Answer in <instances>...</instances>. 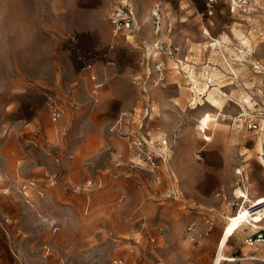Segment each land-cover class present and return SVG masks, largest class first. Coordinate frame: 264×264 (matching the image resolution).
Returning <instances> with one entry per match:
<instances>
[{
    "label": "rangeland",
    "instance_id": "1",
    "mask_svg": "<svg viewBox=\"0 0 264 264\" xmlns=\"http://www.w3.org/2000/svg\"><path fill=\"white\" fill-rule=\"evenodd\" d=\"M116 1L113 8L122 3ZM217 1L207 15L204 4L193 0L198 10L189 11L184 22L178 8L186 1L164 2L169 18H164L160 38L168 40V23L173 33L182 30L189 36L187 58L201 86L206 77L211 79V71H218L209 89L219 87L227 95L210 143L218 139L240 143V152L246 154L236 158L234 167L243 171L254 198L264 194V163L254 147L259 151L264 129L253 131L247 123L253 118L264 128V115L255 117L264 112V0H251L257 6L251 18L242 12L230 15L225 0ZM51 2L0 0V264H213L224 216L228 218L240 202L231 192L237 187L235 179L230 192L193 198V205L219 213L211 231L196 241L183 232L189 220L199 218L195 219L199 210L184 205V198L159 203L152 196L155 188L163 189L168 174L180 180L181 173L192 169L188 163L203 141L193 117L209 106L205 99L190 105L188 79L180 69L186 70L188 61L168 70V83L155 86L149 75L151 57L142 43L155 40L147 19L126 40L122 34L112 35L111 10L94 17L97 31L91 36L81 30L89 22L76 20L73 12L81 8L78 16L89 18L90 10L71 5L65 19L57 20L50 14ZM211 37H220V46H210ZM177 57L184 59L180 52ZM167 60L169 67L175 65L173 58ZM87 62L103 82L97 102L90 96L89 70L78 74ZM51 93L66 107L56 123L46 106ZM242 94L251 101L246 112L239 105ZM48 149L59 155L57 184L43 205L31 206L11 177L36 176L43 165L52 166ZM146 150L166 154L160 186L152 185L145 169L131 166L130 160L145 165L141 157ZM96 176L101 177V186L84 189L86 180ZM87 196L89 207L84 211ZM157 225L163 226L160 234ZM254 230L243 224L230 237L227 253L239 256L246 249L252 254L243 240ZM221 264L264 263L255 259Z\"/></svg>",
    "mask_w": 264,
    "mask_h": 264
},
{
    "label": "crops",
    "instance_id": "2",
    "mask_svg": "<svg viewBox=\"0 0 264 264\" xmlns=\"http://www.w3.org/2000/svg\"><path fill=\"white\" fill-rule=\"evenodd\" d=\"M113 1L114 0H69V1L68 0H52V2L50 4L51 5L50 14L53 16H56L57 20H63V19H65L67 12L69 10H71V5L72 6H75V5L84 6L85 9L90 10L89 13H90L91 17H89V18L85 17V16L79 17L78 15L82 12L81 8H78L80 10H78V9L76 11L73 10V12L75 13V16L77 18L76 20H80V21L84 20L85 22L86 21L89 22V23H87V27L83 28L81 30L85 34H87V35L90 34L91 36H93V34H95V32L97 31L95 28V23H94L95 18L94 17L99 18V16L106 15V14H108L109 11L113 10L114 9L112 6ZM153 1L154 0H139L136 4L133 0H118L115 2V3L123 2V3L130 4V6H132L136 12V20H137V23L140 24V29L137 31H133L128 38L132 37L134 35V33H137L141 30L142 23H140V22H142L141 20L147 19V14L149 12V9H150ZM172 1H176V2L178 1L177 3H179V4H180V2L186 1L185 2L186 6L180 5L178 8L181 12V15H182V19L180 20L181 22L187 21V19H188L187 17H189V15H191V13H193L194 10H196V11L198 10V7L195 5V3H193V0H161L163 22H164V18L165 19L169 18L167 13L166 14L164 13L163 3L164 2L170 3ZM196 2L198 4H202V5L204 4V12H207V15H210L212 13L211 12L210 14H208V10H210L211 6L217 5V3H218L217 0H213V2H208L207 0H196ZM225 3H226L225 6L229 9L228 0H225ZM187 5H188V7H187ZM201 8H202V6H201ZM189 11H192V12L190 13ZM229 14L232 15L233 13L230 12ZM252 15H254V13L250 14L249 18H251ZM199 16H200V14H199ZM199 19H200V17H196V22ZM163 28H164V25H163ZM165 29L169 33V38L166 41L168 42L169 40H171L174 44H177L178 46H180L181 49L179 50V52H180L182 58H185L188 61V63H187L188 68L186 70H184V67H181L180 69L185 73V78L188 79V84H189L190 94H191L190 97H192L193 94L198 93L201 96L200 97L201 101H204L205 94H203L202 91L197 92L198 90L196 89L195 84L193 83V79L190 76V73L193 72L195 66L193 67V65H192L193 63L190 60H188V58H187L188 52H190V48L188 47L189 36L186 33H184L182 30H176V32L174 30L175 33H173L172 27L169 23L165 26ZM58 31H61V29L59 28ZM150 31L152 33L151 25H150ZM146 35L148 36V34H146ZM181 51H182V53H181ZM202 67H204V66H202ZM169 69H179V68L176 67L175 65L169 67L168 66V60L166 59L165 81L161 85L168 83V78L166 77V75H167V72L169 73V71H168ZM202 69H204V68H202ZM84 71H88V70L86 68H84L83 66H81V68L78 71V74L80 75ZM199 73H203V72L201 71ZM88 74H89V72H88ZM204 82L207 86L206 89H208V87H210V85L206 81V78H205ZM210 82H211V80H210ZM102 88H103V82L101 81L99 92L94 98H91L92 101L97 102L99 100L100 94L102 92ZM200 104L201 103L199 102V105ZM24 106L27 107V110L30 109V108H28L29 105H24ZM21 110L22 109L20 107V108H18V110L16 112L19 113ZM151 111H152V107H151ZM146 112H147V108H146ZM29 122L27 124H29ZM253 131H256V130H253ZM19 134H20V130H19ZM130 134L132 135L133 133L130 132ZM127 138H129V136ZM30 141H32V140H30ZM154 141H157V140H153L150 142H149V139L145 140V142H147V143H153ZM196 143H197V141L194 139L192 142V145L194 144V146H195ZM209 143L206 144V141H204V140L202 141V144L196 150V151H199L198 157H194L188 163L189 165H191L192 169H189L186 172L184 171L185 173L184 172L181 173L183 176L180 177V180H178L177 177L174 176V174L170 173V174H168V178L165 179L167 182H166L165 186H163V189L160 190V189L155 188L153 190L152 196H154L159 203H163L164 200H167V199H173V200L180 201L181 198H184V200L186 201V202H184V205L187 203L186 204L187 206L195 207L197 210H199L196 212L197 215H196L195 219H197L199 217V215L204 211L215 210L212 207L200 208L199 205H193V204H195V200L193 198L195 196H198V195L203 196L206 192H210L211 194L215 193V195H220L221 192L222 193L223 192H230V186L232 185L233 180L236 178L235 172H234L236 169L234 167V164L236 162V158L240 155H245L246 153L244 151L240 152L241 145L237 141L231 142L230 140L224 141V140L218 139V140H214V142H212L210 144ZM161 144H162V141H161ZM204 144H206V145H204ZM162 145H164V149H166L168 147L167 144H162ZM254 145H255L254 146L255 152L258 153L256 144H254ZM252 149H254V148L252 147ZM158 155H163L165 157V159H167L164 151H162L161 153H158ZM189 158H191L190 155H188L187 159H189ZM130 163L132 166V163H135V162H133V160H130ZM166 163L167 162L165 161V164ZM42 170H43V168H42ZM18 176H19V174H16V177H14V178H19V179L23 178L22 176L21 177H18ZM32 178L38 180L39 185L42 186L44 191L47 193L46 198L43 201V204H44L45 200L47 199L50 188L53 187L54 185H56L57 183H55L54 185L48 184L47 180L42 177V171L39 175L36 174V176H34V175L25 176V178H23V179L28 180V179H32ZM96 178L98 181H100V179H101V177H98V176H96L95 179ZM247 190H248V188H247ZM171 192H175V193L171 194ZM231 192H232V190H231ZM248 192H249V190H248ZM34 194H35V192L32 191L30 195L33 196ZM88 199L89 198L87 196L86 197V203L84 205V211H86L87 208L89 207ZM221 207H222L221 204H217V206H216V208L218 210H220V212H221L220 216L223 217L224 215H223V212L221 210L222 209ZM189 221H191V220H189ZM200 227H202V226H200Z\"/></svg>",
    "mask_w": 264,
    "mask_h": 264
},
{
    "label": "built area",
    "instance_id": "3",
    "mask_svg": "<svg viewBox=\"0 0 264 264\" xmlns=\"http://www.w3.org/2000/svg\"><path fill=\"white\" fill-rule=\"evenodd\" d=\"M207 1L213 2V0ZM228 6L229 11L231 13L242 12L250 15L257 10V6L251 0H229ZM211 12V9L208 10V14H210ZM110 19L113 26V36L122 34L124 35L125 39L128 40V37L133 31H137L140 29V24L137 23L136 20V12L134 8L130 6V4L122 2L121 4L114 7L110 14ZM147 20L151 25L152 34L154 35L155 40L152 44L148 45H146V42L142 43L144 48L146 49V52L148 53V57H151L152 61L149 73V75L151 76L150 82L153 85L157 86L161 85L165 81V63L167 58H173L175 66L178 68L186 59L184 58L183 60H180L177 57L180 50V46L174 44L171 40L167 42L166 40L160 38V35H162V32L164 30L161 0L153 1L147 14ZM125 31H128L129 33L125 34ZM202 34L208 35V31L206 32V30H203ZM92 66L93 65L91 62H87L83 67L89 70V78L91 81L90 96L94 98L99 92L101 81L97 77V74L93 70ZM233 79H237V76L235 74H233ZM210 80L211 79L209 77L206 78V81H208V83L210 82ZM200 97L201 96L198 93L193 94L190 100V105L199 104ZM46 106L48 109L50 120L53 123L58 122L62 118L66 109L60 97L54 93L47 95ZM259 115L263 116L264 112H258L255 117H259ZM247 126L252 130H261L259 122L256 119L253 120V118L249 119ZM203 137L204 141H207V138L205 136ZM163 143H165V141H163ZM138 145H141L140 141L138 142ZM138 149L141 150V148ZM46 153L51 157L53 165L42 166V177L47 180L48 184L54 185L55 183H57V163H59V155L50 149H48ZM198 153L199 151H195L193 155L195 157H198ZM261 156H264V153H259L258 158H260ZM141 159L145 165L142 166L138 163H132V166H139L141 169H145L151 176L150 180L152 185L156 187L160 186L162 183L160 165L161 163L165 164V157L163 155H155L153 152L146 150L145 152L143 151ZM234 172L236 176V186L241 187L243 189L246 188V177L243 171L239 168H236ZM11 179L13 186L17 187V190L22 194L26 202H28L31 206L38 204L43 205V201L46 198L47 193L44 191L43 187L39 185L38 180L34 178L24 180L23 178L19 179L14 177H11ZM100 186V181L93 178H89L85 182L84 189L90 191ZM30 191L35 192V194L31 196ZM173 193L175 192H171V194ZM120 199H122V197ZM217 217L218 214L214 210H207L202 212L197 220H191L185 225L183 236L189 238L192 241H196L198 237L206 235L209 233V231H211V229L216 224ZM224 218L227 219V216H224ZM155 228L157 234L163 232V226L157 225ZM254 229L255 230L249 236H246L244 238L243 242L253 249L252 254L256 257V259L264 263V227ZM108 234L113 236L112 232L110 231H108ZM112 238L113 240H116L115 236ZM150 240L154 241L155 236H151ZM46 247L47 246H44V248ZM61 258L62 257H60V259ZM121 262L122 260H119V263Z\"/></svg>",
    "mask_w": 264,
    "mask_h": 264
},
{
    "label": "bare ground",
    "instance_id": "4",
    "mask_svg": "<svg viewBox=\"0 0 264 264\" xmlns=\"http://www.w3.org/2000/svg\"><path fill=\"white\" fill-rule=\"evenodd\" d=\"M211 40L213 41H211L209 45L213 46V48L215 47V45L220 46L222 41L220 37L212 38ZM217 74L218 71L215 70L211 71L210 73L211 79H213L212 77L216 76ZM190 76L193 79V83L195 84L196 89L198 90L197 92L199 91L203 92V90L205 89L204 90L205 102L208 104L209 108L204 109L202 107V109H200L199 111V115L193 118L196 120L197 123L196 130H198L199 136H201V139L203 140H204L203 136H205L207 138L206 144H208L213 140L214 129L218 123L219 115L222 114L224 108L223 96H226L227 93L223 92L219 87H212L211 89H209L210 87H208V89H206L207 86L205 82L204 85L201 86L199 82L200 80H198L195 77V74L193 72L190 73ZM250 104H251L250 98L247 95L242 94L240 96V104H239L242 110L246 112V107L249 106ZM263 134L259 137V142H258V146H259L258 152H262V153H264ZM260 158L261 161L264 162V156H261ZM232 194L235 198L237 199L240 198V202L236 210L230 216H228L226 222L222 226L220 235L217 240V252L213 264H221L223 261L235 263L239 260L256 259V257L253 254L246 253L245 251L246 249L239 256L228 254L227 249L229 247L228 241L230 237L233 236L243 224H249L253 228L264 227V194L251 198L252 195L250 196L247 188L243 189L241 187H236L235 189H233Z\"/></svg>",
    "mask_w": 264,
    "mask_h": 264
}]
</instances>
